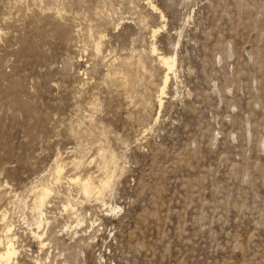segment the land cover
Returning a JSON list of instances; mask_svg holds the SVG:
<instances>
[{"label": "rangeland", "instance_id": "374dc122", "mask_svg": "<svg viewBox=\"0 0 264 264\" xmlns=\"http://www.w3.org/2000/svg\"><path fill=\"white\" fill-rule=\"evenodd\" d=\"M0 34V235L20 264H264V0H0ZM153 48L177 56L162 108ZM58 158L113 186L63 179L41 249L30 189Z\"/></svg>", "mask_w": 264, "mask_h": 264}, {"label": "bare ground", "instance_id": "6f19581e", "mask_svg": "<svg viewBox=\"0 0 264 264\" xmlns=\"http://www.w3.org/2000/svg\"><path fill=\"white\" fill-rule=\"evenodd\" d=\"M150 6H151L152 10L156 9L155 5H152L151 3H150ZM157 32H158V30L154 31V37L156 36ZM98 45L99 44H97V46ZM97 50H98V48H97ZM153 54L156 55V57H158L157 58L158 61H160L162 67H164V69H165V74H164V78H163V82H162V86H161L160 97H159V101H158L160 104V107L162 108V106L164 104L163 100L167 96V92H168V89H169L170 84H171L172 75L176 73L175 67L177 64V56L176 55L170 56V55L160 54V53H158V50L156 48H153ZM132 62H134V61H132ZM139 67H141V66H139ZM130 73L131 72H129L127 74V77H128V79L126 80L127 85L133 81V75H131ZM99 155H101V154H99ZM110 157L114 163L115 162L114 159H116V158L114 157V155H112ZM102 158L104 159L103 165L105 166V168L108 167L109 162H107L106 160H107V158H109V155L107 156L106 154H103ZM58 159L55 162L56 166L54 168V171L51 174V178L49 177L50 175L48 176L50 179H52L51 184H46V182L44 181L45 183L41 182L39 185L36 184L37 186H34L30 189V193L32 195V200H31V204H29L30 206L28 207V210L30 208V210L32 211L31 213L34 214V216H35V221L33 222V225H32V226H35V228H33L31 230L32 231L31 235H32L33 239L38 242L41 249H44L49 245V243L46 241V237L48 236L47 227H49V225L52 222L47 218L46 212H47L48 208L53 207V200L52 199H53V197L56 196V194L58 195V193H57L58 191L56 189L59 188L58 185L63 183V181H62L63 179H67L69 182H71L73 184L77 183L78 188H79L77 191L80 195H84L87 199H89L91 197H96L98 199V201L101 200L103 198V195L106 192H108L109 190H111L112 186H113L112 180L114 177V175H113L114 173L112 175H110V174L105 172L107 176L105 177L104 180L100 181L99 185H95L94 182H92L91 178L85 180V179H81L80 176H76V175L72 179L71 178L69 179V177L65 178L64 177V169H65L64 165L61 163V160L60 159L58 160ZM82 160H84V158ZM73 162H74L73 166L76 170L81 168L82 161H80V159L79 160L73 159ZM105 171H107V170H105ZM44 179H47V178L45 177V178H43V180ZM47 182H48V180H47ZM37 183H38V181H37ZM49 183H50V181H49ZM69 196H70V194H69ZM72 196H74V195H72ZM72 196L66 198V202L63 203V208L67 212L68 211L72 212V215H74L77 219V222H78L77 227L78 226L80 227V225L82 223V219L78 218V208L76 207L78 204L77 205L74 204L75 199ZM78 202H80V201H78ZM104 205H106V204H104ZM22 206H25V205H22ZM115 207H117V206H115ZM117 208H115V209L111 208L110 211H115ZM5 220H6V218L4 217V219L2 221L5 222ZM1 232H2V235H0V264H12L13 262H15V264H20V256H21L22 250H20L18 245H17L18 236H17V233H15L14 226L6 223ZM78 233H79V231L74 232V234H78ZM33 260L35 261V258ZM40 260H37L35 263L41 264L42 262Z\"/></svg>", "mask_w": 264, "mask_h": 264}]
</instances>
